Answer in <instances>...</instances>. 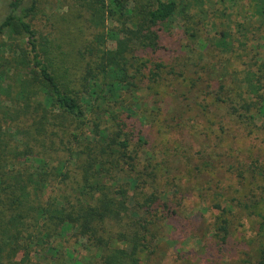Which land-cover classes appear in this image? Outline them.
I'll return each instance as SVG.
<instances>
[{
    "label": "trees",
    "instance_id": "trees-1",
    "mask_svg": "<svg viewBox=\"0 0 264 264\" xmlns=\"http://www.w3.org/2000/svg\"><path fill=\"white\" fill-rule=\"evenodd\" d=\"M81 1L102 30L82 46L75 87L67 80L65 85V76H58L43 54V45L29 20L36 0H11L0 21V35L7 27L17 25L27 45L19 60L13 59L6 66V70L14 71V83L0 85V264H65V257L70 254L56 243L68 230L85 238L96 255L99 252L96 264H142V256L146 263L160 260L169 243L177 240L178 246L183 242L179 235L188 237L179 232L186 221L172 220L173 212L168 211V194L160 190L165 178L178 181L184 173L190 174L197 181L186 182L184 188L190 185L197 196L201 191L206 195L214 193L221 201L231 198L233 184L247 194L251 192L254 172L245 167L244 160H239L227 142L237 140V136L243 142V137L259 132L256 117L264 115V99L260 95L264 84L254 81L261 80L250 77L246 84L235 86L230 74H221L196 88L172 74L168 76V88L150 89L143 101L133 97L129 105L120 104L130 101L122 93H134L136 81L145 77L142 69L147 67V60L140 53L157 48L158 35L153 27L167 21L177 4L175 0ZM253 1L257 11L264 14V0ZM108 21L119 25L106 28ZM109 39L115 42L113 48L107 46ZM245 61L257 64L253 77H264V57L259 61L246 55ZM158 75L159 72L155 74ZM0 80L7 79L0 75ZM244 88L258 97L257 105H250L252 101L243 98ZM92 115L95 117L89 120ZM9 116L16 118L13 132L22 137L21 144H12L11 150L7 146L3 149L4 141L9 143L11 139L1 131V119L7 122ZM139 117L147 119L148 124L147 130H138L137 136L147 162L142 167V157L136 160L123 153L132 147L130 121L134 124ZM176 129L185 132L181 137L185 147L182 141L176 143L171 138ZM35 133L40 142L31 145ZM64 137L66 150L60 151H65L66 157L58 160L60 165L50 167L48 150L64 143ZM34 149L37 152H32ZM172 149L176 152L170 154L168 150ZM217 149L220 152L213 155L208 151ZM210 158L218 165L207 160ZM246 158L263 175L264 167L255 163L257 156L253 160L251 155ZM32 160L40 163L36 176L15 166V162L23 166ZM166 161L176 164L170 165L174 169L172 176L164 166ZM196 161L202 165L197 166ZM123 177L125 181L120 182ZM225 180L227 185L223 184ZM47 188L50 194L42 201L39 195ZM262 200L261 205L260 198L243 205L258 208L260 217L254 259L248 264H264ZM229 214L221 208L213 221L202 225V232L211 241L204 243L201 261L228 264L223 247L233 226ZM193 215L198 221L201 218L200 214ZM166 228L171 232L166 233ZM230 262L245 264L238 258H231ZM71 264L82 263L74 260Z\"/></svg>",
    "mask_w": 264,
    "mask_h": 264
},
{
    "label": "rangeland",
    "instance_id": "rangeland-1",
    "mask_svg": "<svg viewBox=\"0 0 264 264\" xmlns=\"http://www.w3.org/2000/svg\"><path fill=\"white\" fill-rule=\"evenodd\" d=\"M10 1L0 0V21L8 12ZM36 1V8L30 15L29 20L36 31L39 43L43 45V54L51 62L54 72L58 76H65L63 80L65 85L67 80L70 86L75 87L80 69L77 60L80 59L82 46L86 40L92 39L95 33L100 32L102 28L94 23L90 14L91 10H88L86 5L81 3V0ZM23 2L27 3L29 0H23ZM175 2L177 4L175 13L164 23L153 27L158 35L157 48L140 53L147 60V67L142 69L145 76L143 81H136L137 89L134 93L123 90L122 94L130 101L128 103L120 102V104L129 105L133 97H136L138 101H143L148 96L150 89L168 88L170 85L168 76L172 74L174 75L173 78H184L185 83H191L196 88H201L221 74H230L235 86L246 84L250 77L253 81L255 78L261 80V82L255 80L254 83L257 82L261 86L264 84V77L262 79L259 76L253 77L252 70L257 67V64L253 61L251 63L245 61L246 55H251V58L259 61L264 57V14L257 11L255 1L175 0ZM118 25V22H106V28ZM25 39L24 33L17 25H11L1 33L0 75H5L7 79L0 80L1 86H4L7 81L14 83V71L12 69L6 70V66H9L13 59L19 60V56L22 55L21 50H27ZM114 45L115 42L112 39L107 41L109 48H113ZM157 72H159V75L156 77ZM260 95L264 99V86ZM242 96L245 100L252 101L250 105H257L258 97L255 98L248 94L245 88ZM201 99L205 100V97L202 96ZM94 117L95 115H92L89 120ZM8 118L7 122H3L1 119V131L6 138L11 139L9 143L4 141L5 148L3 149H6L7 146L8 150H11L12 144L17 146L21 144L22 137L16 136L15 131L13 132L16 118L11 116ZM139 118L134 124H132V120L130 121L131 125L128 126V130L132 147L123 150V153L135 156L136 160L142 157L139 165V167H142L147 162L144 155L145 150L141 145L142 142L137 141V136L139 135L138 130L141 128L144 129L143 131L147 130L148 124L146 123L147 119ZM57 122L60 123L61 121L57 120ZM99 124L101 125L103 122L100 120ZM134 125L138 128L135 129ZM256 125L259 132H256L252 137H243L242 142L237 136V140L231 141L229 139L227 142L228 145L232 146V152L239 155V160H244L245 167L251 168L254 172V177L250 179L252 181L250 183L251 192L247 194L245 190H240L237 185L233 184L230 189L232 193L229 197L231 198L227 196L225 201H221V197L216 198L214 193L206 195L204 191H201V194L197 196L195 190H191L193 187L190 188V185L184 188L186 182L195 183L197 181L191 179L190 174L184 173L178 181L177 179L172 181V177L165 178L163 180L164 185L160 187V190L168 194L166 198L168 211L173 212L172 220L181 218L186 221L183 228H179V232L187 233L188 237H185L184 234L179 235L181 242L183 241L179 243V247L175 245L177 240L169 243L160 260L156 259L153 262L146 263L142 256V264H207V261L205 259L201 261L200 257L204 254V243L206 244L211 240L209 236L207 237V233L202 232L201 229L205 222L209 224L211 220L213 221L214 216L219 213L221 208L228 210L233 222L232 229L223 247L224 260L228 264L231 263V258L242 259L245 264L253 261L260 218L257 215L259 209L243 207V205L248 201L253 202L259 198V205L263 202L264 171L263 175H259L256 166H250L251 161L246 156L251 155L252 160L257 156L258 161L255 163L262 168L264 167L262 165L264 163V115L259 114L256 117ZM86 126L84 125L85 131ZM184 133L181 129H176L171 132V138L176 143H180ZM35 134L31 137V145H35V141H37V144L40 142L39 135ZM112 135L115 136V133H112ZM23 140L28 143L26 138ZM63 142L56 145L53 150H48V154L51 156V159H48L50 167L60 165L58 160L65 159L66 152L60 151L66 150L65 137ZM182 143L185 147L186 144L183 141ZM168 146H174V143L171 145L169 143ZM173 149L168 150V152L170 154L176 152ZM188 151L190 152V150ZM208 151L212 155L220 152L219 149ZM32 152H37V150L34 149ZM179 152L181 153L182 150H179ZM193 152L192 150L191 153ZM196 157L197 155L194 156V158ZM182 159L184 158L182 157ZM122 160L127 159L123 157ZM207 160L213 162L214 159ZM21 164V162H15V166L21 171H31L34 176L39 172L40 163L38 161L32 160L29 163H24L23 166ZM164 164L166 170L168 168L171 170L170 176H172L174 169H171L170 165L175 166L176 164L173 161H166ZM194 164L197 166L202 165L199 161ZM26 166L29 169H24ZM48 170L50 171V168ZM245 174L248 175V172ZM125 179V177L120 178V182L125 181ZM227 182L225 180L223 184L227 185ZM232 189H236L237 192L233 193ZM49 194L50 188H47L39 196L43 201ZM252 194L259 198H254ZM228 199H231V201ZM195 213L200 214L202 219L200 218L198 221L193 215ZM165 232L171 231L166 228ZM196 235L201 236L200 239L195 237ZM78 236L73 230H68L60 238L59 243H56L62 250L66 247V251L70 254L65 257V264H71L74 260H78L82 264H96L100 259L99 252L96 255V250L89 246L86 239ZM243 253L245 256H243ZM180 255H182L181 258ZM35 256L40 259L37 254Z\"/></svg>",
    "mask_w": 264,
    "mask_h": 264
}]
</instances>
